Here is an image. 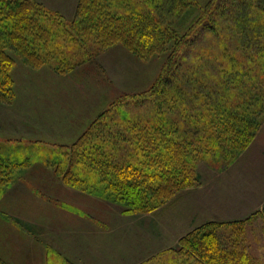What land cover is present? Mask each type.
<instances>
[{"label": "rangeland", "instance_id": "rangeland-1", "mask_svg": "<svg viewBox=\"0 0 264 264\" xmlns=\"http://www.w3.org/2000/svg\"><path fill=\"white\" fill-rule=\"evenodd\" d=\"M34 1L60 23L70 24L79 0ZM126 2L125 8L113 0L111 10L119 16L136 10L133 0ZM254 2L258 8L253 13L243 1L235 28L229 24L221 37L210 23L198 27L179 57L176 94L183 104L178 101L175 110L165 104L159 117L151 99L140 95L157 83L164 54L137 58L119 43L104 47L101 39L58 28L52 19L42 21L52 35L50 48L42 50L43 66L33 68L15 50L5 51L14 63L12 100L0 102L3 262L181 264L174 254L181 237L208 222L250 218L245 236L248 256L264 264V0ZM243 86L245 97L238 96ZM247 98L256 112L249 118L251 139L241 148L224 139L223 126L209 124L201 128L202 137L194 130L189 138L169 124L170 130L151 129L152 120L158 118L182 129L183 109L188 119L203 126L210 122L204 116L215 120V110L247 103ZM120 99L126 103L120 104ZM102 114H106L105 125L127 137H122L128 139L127 147H133L136 137L126 125L138 120L151 123L155 144H163L165 136L192 142L194 149H200L191 162L198 176L191 175L193 185L174 191L155 206L153 201L152 211L125 213L127 204L112 194H104L107 200L79 189L93 187L92 191L102 192L87 180L81 164L73 169L78 171L73 176L79 188L64 184L60 177L69 167L65 147ZM130 150H126L128 156L134 154ZM100 170L96 167L92 174Z\"/></svg>", "mask_w": 264, "mask_h": 264}, {"label": "trees", "instance_id": "trees-1", "mask_svg": "<svg viewBox=\"0 0 264 264\" xmlns=\"http://www.w3.org/2000/svg\"><path fill=\"white\" fill-rule=\"evenodd\" d=\"M115 1L119 6H128V0ZM243 1L133 0L136 10L132 8L130 13L119 16L111 10L113 0H79L74 19L70 24H65L60 23L56 15L51 16L41 3L34 0H0V102H11L13 97L10 70L14 61L5 51L15 50L33 68L43 66L45 57L42 52L50 48L52 35L42 26V21L52 19L58 28L89 33L96 40L101 39L104 47L119 43L137 58L149 59L154 55L164 54L165 63L157 83L147 93L140 95L151 99L156 107L155 114L159 117L165 104L167 108L174 110L178 101L183 104V100L176 94L179 85V81L178 84L176 81L181 74L182 65L179 57L182 50L190 44L198 27L210 23L212 31L221 37L229 29V24L232 29L235 28L233 23L239 21L236 16L240 13L239 6ZM247 2L254 13L258 6L256 7L254 0ZM66 64L69 67L68 62ZM168 79L173 82L169 84ZM243 90L244 86L238 96H244ZM246 101L247 103L241 101L236 107L227 105L215 110L212 116L215 120H211L208 115L204 116L203 119L210 122L203 126L188 119L185 109L182 113L186 116V119L183 118L186 122L180 121L182 129L179 130L177 125L162 118L152 120V125L147 121H128L126 126L131 127L136 137L133 147H127L128 139L125 141L122 138L125 136L122 132L116 134L117 129L112 130L109 127L111 125L104 124L102 119L106 114L99 115L70 146L65 147L69 167L60 178L67 186L78 189L79 182L73 176V172L78 171L73 169L75 165L81 164L86 167L87 180L92 181L93 186L100 188L102 192L92 191L93 187L79 189L107 200L110 198L104 194H112L113 199L127 204L129 210H125V213L152 211L155 208H149L153 201L155 206L159 200L169 198L174 191L193 185L191 175L195 179L198 176L193 173L191 162L194 154L200 153V149H194L192 142L188 140H166V136L162 137L163 144H155L158 140L153 141L149 126L151 125V129L152 126H163L165 130H170L167 124L176 126L177 132L182 130L180 135L183 138H189L194 130H197L195 135L202 137L201 128L209 124L223 126L224 139L232 147L241 148L251 139L249 118L253 119L252 114L256 112L254 106L250 107L248 98ZM124 102L126 100H119L120 104ZM109 138L112 140L110 143L106 142ZM163 148L165 152L162 151ZM127 149H132L130 151L134 154L130 153L128 156ZM96 167L102 170L93 175L92 171ZM80 183H84V180ZM251 220L246 218L223 223L208 222L195 228L178 241L174 253L177 261L181 264H259L248 256L245 245L246 228ZM0 264L6 263L0 258Z\"/></svg>", "mask_w": 264, "mask_h": 264}]
</instances>
